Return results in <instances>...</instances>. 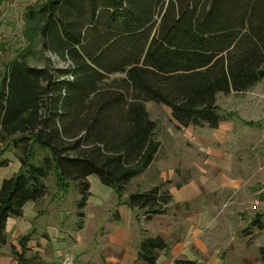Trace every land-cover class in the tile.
Segmentation results:
<instances>
[{
  "label": "trees",
  "instance_id": "1",
  "mask_svg": "<svg viewBox=\"0 0 264 264\" xmlns=\"http://www.w3.org/2000/svg\"><path fill=\"white\" fill-rule=\"evenodd\" d=\"M25 16L37 20L43 51L65 65L18 57L1 78L0 168L9 165L3 155L11 146L21 168L0 187V248L9 241V218L48 194L52 169L61 191L77 183L81 216L91 175L121 199L160 149L147 102L171 108L181 126L217 128L224 119L218 95L264 79V0H44ZM37 149L44 153L39 164ZM167 184L126 202L146 219L164 214L173 201ZM31 239L29 232L11 246L17 264H46ZM168 249L164 237L146 236L138 260L157 264ZM260 257L264 264V246Z\"/></svg>",
  "mask_w": 264,
  "mask_h": 264
},
{
  "label": "crops",
  "instance_id": "2",
  "mask_svg": "<svg viewBox=\"0 0 264 264\" xmlns=\"http://www.w3.org/2000/svg\"><path fill=\"white\" fill-rule=\"evenodd\" d=\"M239 94L244 100L248 92ZM243 103L235 109L237 116H227L217 128L181 126L172 116V124L166 126V152L160 156L159 151L154 160L161 162L160 173L152 177L146 189L168 176L173 201L166 213L145 219L144 211L127 204L126 193L120 199L111 189L94 198L90 191L82 209L84 215L79 214V208L75 211L82 218L76 232L92 225L95 237H101L97 242L103 251V264H146L138 261L139 244L146 236L160 235L173 241L170 252L162 251L157 264H175L176 258L229 264L247 252L250 243L264 246V206L249 208L264 185V117H249L251 110H243ZM44 198L28 202L22 216L10 217L7 232L11 245L16 246L21 236L32 232L29 248L46 264H59L69 253L70 243L62 242L64 232L53 243L56 236L51 237L47 229L66 225L68 217L63 214L67 211L62 208L65 197L62 193L48 202ZM42 201L43 214L39 209ZM50 214L54 217L46 218ZM39 223L43 224L41 247L34 239ZM81 250L80 262L98 264L96 252L85 246ZM232 251L234 255L226 263V255ZM10 256L1 257L0 264H17Z\"/></svg>",
  "mask_w": 264,
  "mask_h": 264
},
{
  "label": "rangeland",
  "instance_id": "3",
  "mask_svg": "<svg viewBox=\"0 0 264 264\" xmlns=\"http://www.w3.org/2000/svg\"><path fill=\"white\" fill-rule=\"evenodd\" d=\"M43 1L44 0H4V2L0 4V81L4 75V72L6 71V66L8 63L14 58L18 57L25 59L29 64L34 66H43L48 62L55 63L59 66L65 65L64 62L60 61V59L55 55H52L50 52L43 51L42 45L40 43L39 30L37 28V20L29 22L26 19L25 13L28 10V7L38 6L39 4L43 3ZM28 25L31 27L29 31H27ZM29 36L31 38H29ZM246 92H248V94L245 95L244 100L243 96L236 92H232L230 94L220 93L218 95L217 103L221 114L224 115V118H227V116H237L235 109L240 106V103L243 102L244 103L242 104V107H245L243 110H251L249 117H253L255 119L261 116L264 117V79ZM146 106L151 118L157 122L155 138L160 141V152H158L159 155L162 156L166 152L164 145L166 144V147L168 146V132L166 131V126H170L172 124V112L170 113V108L168 106L156 102H147ZM247 111L243 113L246 115ZM19 154V149H16L13 146L9 147L4 153L3 156L9 158L10 163L8 166L0 168V187L4 178H9L20 170L21 161L19 159ZM43 154L44 153L42 150L37 149L35 157L36 163H41ZM160 164V161H153V163L143 173L131 180V182L126 186L124 194L126 193V195L129 196L133 192L145 191L148 188L152 177H155L157 176V173H160ZM164 166L166 167V165ZM173 166L174 163H172V168ZM167 177L159 178L155 184L168 182V187L171 181ZM56 180L55 170L52 169L48 178L46 179L48 194L45 196L46 198H44V202L53 201L58 195L63 193L65 202L62 204V208H65L67 211L63 214V216L67 215L68 219L66 220L65 226H50L47 231L51 237L56 236V238L61 237L60 234L64 232L65 237L62 239V242L70 243L68 245L69 253L76 256L77 259L79 258L78 254L81 256L82 247L85 246L88 249L96 252L94 255L97 254L96 256L98 258V264H103L101 257L103 251L101 250L100 243L97 242V240H101V237H95V231L92 228V225L89 224L85 231L78 233L76 232L78 223L82 220V218L76 214L77 212H75L76 209H78L77 204L81 198L77 183L73 181L68 190L63 192L57 187ZM89 181L91 184L90 191L94 193V198H100L102 195H104L103 193H106V191L108 192L111 189H114L111 186L103 184L95 174L90 176ZM262 206H264V185L256 199L250 204L249 208L259 209ZM39 209L43 214V201L40 204ZM50 217H54L53 214H50L46 218ZM36 220L37 219H35L34 222ZM41 222H43V219H41ZM249 228L251 227L249 226ZM37 230L38 232L34 235V239H36L37 245L41 247L42 245L39 243V241L43 236L42 223L38 224ZM56 238L52 239L55 240L53 243H57L59 240ZM166 240L169 244L168 251L170 252L173 241H170L167 238ZM261 241H264V233ZM11 246L12 245L9 239L8 243L0 248V258L3 256L11 257ZM260 248L259 243H250L248 251L243 252L242 255L240 254V256L238 255L239 259H236L234 262L231 261L229 264H262ZM100 250L101 252H99ZM229 253V255L228 253L226 255V263H228V258L234 255L233 251ZM82 263L84 264V262ZM9 264H12V261ZM205 264H212V262L205 261Z\"/></svg>",
  "mask_w": 264,
  "mask_h": 264
},
{
  "label": "built area",
  "instance_id": "4",
  "mask_svg": "<svg viewBox=\"0 0 264 264\" xmlns=\"http://www.w3.org/2000/svg\"><path fill=\"white\" fill-rule=\"evenodd\" d=\"M59 264H82V263L76 258V256L67 253L61 258Z\"/></svg>",
  "mask_w": 264,
  "mask_h": 264
}]
</instances>
